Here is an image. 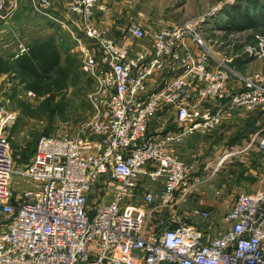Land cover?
Instances as JSON below:
<instances>
[{
    "label": "built area",
    "instance_id": "built-area-1",
    "mask_svg": "<svg viewBox=\"0 0 264 264\" xmlns=\"http://www.w3.org/2000/svg\"><path fill=\"white\" fill-rule=\"evenodd\" d=\"M7 1L0 0V21ZM29 1L38 13L65 23L80 45L94 82L89 129L103 139L43 136L32 161L18 168L5 131L14 115L0 98V264H264V190L242 191L224 216L228 230L207 242L177 214L147 225L149 207L173 205L195 171L170 145L211 129L236 109L264 108V74L243 77L219 59L202 17L153 27L132 19L126 32L143 44L132 52L100 25L113 0H69L70 23L54 15V0ZM210 100L217 110L205 109ZM163 109L187 126L158 138L149 127ZM142 174L164 179L161 195L139 190Z\"/></svg>",
    "mask_w": 264,
    "mask_h": 264
},
{
    "label": "rangeland",
    "instance_id": "rangeland-1",
    "mask_svg": "<svg viewBox=\"0 0 264 264\" xmlns=\"http://www.w3.org/2000/svg\"><path fill=\"white\" fill-rule=\"evenodd\" d=\"M253 1L264 3V0H126L116 10L123 14L120 20L124 28L139 12L145 16L151 12L157 16L167 14L174 24L202 17L206 20V36L215 42V55L235 67L241 76L250 77L254 73L264 74V21L258 27L242 30L232 28L229 22L231 15L239 14L240 10L248 8L251 14L257 10L260 13L262 8ZM57 6L60 4L56 5L59 9ZM56 8L53 11L68 23ZM6 12L0 23V98L14 115L5 131L17 167H25L32 161L40 138L46 135L101 141L103 136L89 129L95 117L90 102L94 82L84 70L81 47L68 27L35 11L29 0H15ZM121 31L114 29L115 34L120 35ZM51 50L57 53L58 61L45 72L33 55L36 51ZM27 58L35 64H15ZM236 84L237 81L231 83V91Z\"/></svg>",
    "mask_w": 264,
    "mask_h": 264
},
{
    "label": "crops",
    "instance_id": "crops-1",
    "mask_svg": "<svg viewBox=\"0 0 264 264\" xmlns=\"http://www.w3.org/2000/svg\"><path fill=\"white\" fill-rule=\"evenodd\" d=\"M68 1L54 0V9L56 5L60 4L57 6L59 9H56L70 23L71 18L65 13V6ZM122 1L126 2V0L112 1V13L107 19H103L100 25L109 34L117 36L120 42L127 41L132 52L140 51L143 44L141 42L136 43L130 37L126 32L127 25L125 28L121 27L122 21L120 19H122L123 14L118 13L116 9L121 7ZM14 2L15 0H8L7 8L9 4ZM54 15L59 16L56 12ZM157 15L151 12L145 16L144 13L139 12L134 19L140 20L148 27L160 26L173 21L167 14ZM55 21L60 23L58 20ZM116 28L122 30L120 35L115 34L114 29ZM188 47L197 53L198 49L192 42H188ZM187 50L183 48L182 52ZM160 78H162L161 75H159ZM205 107L214 111L217 110L215 100L206 102ZM184 126L187 124L179 121L174 111L163 109L150 123L149 132L151 135L161 138L167 133L173 134L181 131ZM263 129L264 108L254 112L242 109L223 115L219 124L205 132L197 130L186 133L181 141L171 144V152L183 157L188 162L194 163L195 171L189 183L177 191L173 205L159 208H156L155 205L149 207L148 227L151 228L159 217L177 214L183 225L194 227L201 233L202 242H207L225 233L229 224L224 221V216L233 207L239 194L242 191L254 193L264 190ZM137 181L141 192L150 191L161 195L164 190L163 178L154 181L142 174L137 178ZM97 194L98 188L95 187L88 196L91 205L97 201ZM103 199L104 202L112 200L110 197ZM156 203L160 205V199ZM205 211L209 212V218L204 217L203 212Z\"/></svg>",
    "mask_w": 264,
    "mask_h": 264
},
{
    "label": "trees",
    "instance_id": "trees-1",
    "mask_svg": "<svg viewBox=\"0 0 264 264\" xmlns=\"http://www.w3.org/2000/svg\"><path fill=\"white\" fill-rule=\"evenodd\" d=\"M256 4V7H261V12L258 13V10L251 14L250 10L244 9L240 10V13L237 14H232L231 15V21L229 22V25L232 28L242 30L246 29L247 27H258L261 25V23L264 21V3L260 4L258 1H253ZM37 59V63H39V68L40 66L42 67V70L45 72L50 71L54 64L58 61V56L57 53L53 50L51 51H36V54L33 55ZM29 58V57H28ZM26 59V60H18L15 64H18L19 66H25V64H35V62L31 61V59ZM35 67V71H36ZM39 75V74H37Z\"/></svg>",
    "mask_w": 264,
    "mask_h": 264
}]
</instances>
